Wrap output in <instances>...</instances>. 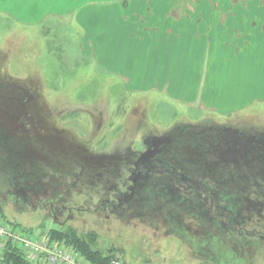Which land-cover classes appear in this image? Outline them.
<instances>
[{"label": "rangeland", "instance_id": "1", "mask_svg": "<svg viewBox=\"0 0 264 264\" xmlns=\"http://www.w3.org/2000/svg\"><path fill=\"white\" fill-rule=\"evenodd\" d=\"M126 1L132 0H92L86 14L77 8L31 25L0 13L1 216L36 238L60 226L96 232L100 244L113 250L112 258L127 264H264V167L256 166L262 155L224 152L220 158L219 148L209 144L218 131L253 135L256 146L264 142V80L251 87L244 80V65L264 67L262 54L249 51L234 60L229 48L242 40L221 25L214 30L221 33L222 54L209 58L205 45L201 56L191 44L179 56L189 89L194 82L204 85L213 61L210 78L216 75L220 85V109L176 99L168 85L153 87L151 74L169 78L167 68L173 71L177 61L172 68L151 62L149 46L137 67L126 53L121 71L103 62L102 41L111 50L122 29L117 20L109 21L117 11L122 22L132 13ZM203 1L219 10L246 3ZM229 16L221 12L220 23ZM184 32L179 36L185 38ZM200 64L203 73L197 71ZM137 82H145L144 90ZM203 90L197 86L198 98ZM211 125L215 131L207 132ZM222 126L231 130L221 131ZM181 129L189 139L196 130L207 134L174 143L161 159L166 169L156 163L159 169L147 172L137 163L150 137ZM138 174L147 185L119 206Z\"/></svg>", "mask_w": 264, "mask_h": 264}, {"label": "crops", "instance_id": "2", "mask_svg": "<svg viewBox=\"0 0 264 264\" xmlns=\"http://www.w3.org/2000/svg\"><path fill=\"white\" fill-rule=\"evenodd\" d=\"M90 1L92 0H0V13L10 17L14 15L16 20L31 25L35 22L39 23L46 18L47 14L65 15L74 12L77 8L79 12L84 11L83 13L86 14V4H89ZM203 2V0H154V2L151 0H132L129 5L126 1V5L130 7L132 13L128 15L129 19L127 18L122 22L117 11L115 20L112 18L109 21L114 22L117 20L118 26L122 29L117 31L116 41L112 39L115 47H111V50L106 42L102 41L105 50L102 60H106L103 62L107 66L121 71V66H124L122 56L126 53L137 59L136 61L130 59L132 66L137 67L140 65L141 60L146 59V47L149 46L147 52H149L151 62H162L166 67L172 68L176 66L172 63L177 61V67L173 71L167 68L170 73L169 78L168 75L151 74L153 87L156 85L157 88H165V85H168L167 92L171 95L174 94L173 96L176 99L182 100V97H185V100H188L191 104L199 102L204 109L219 110L218 93L220 92V85L214 80L216 75L210 78V73L212 74V71H214L213 65L211 66L213 61L210 60L211 63L208 61L204 85L202 86L201 81L194 82L193 87L189 89V85L183 78V70L179 69L181 68L179 61H182L179 56L183 53L187 55L182 48L193 44L197 46L202 56L204 46L210 45L209 58L214 54L217 55L220 52L218 43L221 33L220 31L216 32L214 29L221 28V25H229L231 28L230 37L234 36L238 40H242L241 44L239 41L233 42L229 48H232L231 52L229 50V54H234V60L249 51L250 54L253 51L261 53V60H264V0H245L244 5L238 3L234 6H228L226 9L222 7V10L214 6H202L204 5ZM119 6L121 5L119 4ZM151 12L152 15H150ZM221 12H229L230 14L227 18L228 22L226 21L224 24L219 21ZM101 13H103L102 22H107L106 12L101 10ZM172 28L177 30L173 31ZM184 29H186L185 32ZM189 29L192 31L189 32ZM181 32H184L185 38L179 36ZM107 34H109V31H107ZM138 42L144 43V48L143 45H137ZM129 43L134 47L128 48ZM157 47L160 49H157ZM110 51L115 56L109 59L105 55H107L106 52ZM220 54L222 53L220 52ZM230 64L234 65L235 63ZM244 66V80L247 85L250 87L256 86L259 80H264V67L251 69L252 67L247 64ZM204 67L201 68L200 64L197 71L203 73ZM219 67L218 65V69H220ZM139 84L136 85L137 89L144 90L142 84H145V82ZM197 86L204 88L200 98H198L199 93L196 92ZM185 88L189 90L186 89L183 92ZM172 92L175 93L172 94Z\"/></svg>", "mask_w": 264, "mask_h": 264}, {"label": "flooded vegetation", "instance_id": "3", "mask_svg": "<svg viewBox=\"0 0 264 264\" xmlns=\"http://www.w3.org/2000/svg\"><path fill=\"white\" fill-rule=\"evenodd\" d=\"M186 127H188V126H186ZM205 127H208L207 132H212V131H215V129H216V127L212 126V125L211 126H205ZM223 127H226V126H222L221 128L219 127V129H221V131L231 130L230 127H226V130ZM182 129H181V131H182L181 133L179 132V130H175V132H173V131L172 132H166L160 136L150 137L148 139L149 140L148 147L145 151H151V154L146 156L141 162H138V163L139 164L141 163L143 165V167L147 170V172L151 171L153 168L159 169L158 168L159 165L157 166L156 163L160 164L162 168L166 169L165 162H164V160H161V159H163L165 157L164 155H168V153H171V150L173 149L174 143H177V145H179L180 143H182V141H184V139H187V141H195L197 137L198 138L201 136L203 137V136H205L204 134H207L206 130H203V131L196 130V132L193 133L195 135H193V137L191 139H189V138H184V135H182V133H184L185 130H182ZM190 135H192V133H190ZM253 139H255V136H253V135L252 136H250V135L242 136V134L238 133V132H232V133L226 134V133H223V132L221 133L220 131H218L213 136V138L209 144L211 145V143H214L215 146L217 148H219L218 149L219 155H222V156H224V152H227L228 154L231 155L230 157H234L235 155L237 156V154H240V155H243L242 157L245 158L247 154L252 155L253 153L257 154V152H259V153H261L259 155L260 156L262 155L263 161H264V156H263L264 155V142H261L260 146H256L253 143ZM198 140H200V139H198ZM256 141L257 140H254V142H256ZM222 143L226 144L225 148L219 147V145ZM198 144H199V142H198ZM206 144H204V146ZM194 149L198 150V152L199 151L201 152V150H199L198 148H194ZM144 152H142L141 154H143ZM162 156H164V157H162ZM166 160L167 159L165 158V161ZM154 165H156V166H154ZM171 168L175 169L176 166L175 165L171 166ZM140 177H141L140 174H138L132 178L133 184L129 188V190H126L123 192L122 196L120 197L119 206H121V204H123L124 202L135 200V192H136V189L138 188V186H141L143 184V188H145V185H147V182L141 183Z\"/></svg>", "mask_w": 264, "mask_h": 264}, {"label": "built area", "instance_id": "4", "mask_svg": "<svg viewBox=\"0 0 264 264\" xmlns=\"http://www.w3.org/2000/svg\"><path fill=\"white\" fill-rule=\"evenodd\" d=\"M22 249L33 264H95L84 259L65 244L51 241L47 235L40 238L28 235L7 223L0 214V264L7 245ZM108 264H127L121 258H112Z\"/></svg>", "mask_w": 264, "mask_h": 264}, {"label": "trees", "instance_id": "5", "mask_svg": "<svg viewBox=\"0 0 264 264\" xmlns=\"http://www.w3.org/2000/svg\"><path fill=\"white\" fill-rule=\"evenodd\" d=\"M257 141L261 142L259 138H257ZM219 156L217 157V159L219 158ZM220 158L222 157L220 156ZM260 159L261 161H258L259 164H256V166L262 165V167H264L263 157H260ZM206 160L212 162L211 160L214 159L208 160L207 158ZM213 162H219V161L215 160ZM235 165H244V164L235 163ZM231 167L232 165H230V168ZM234 174L236 175V177L241 175V173L240 172L238 173L237 171L234 172ZM0 213L2 214V211H0ZM47 234L51 241L70 246L71 248L76 250L84 259L95 264H108L109 261L114 256L113 250L104 248L100 244L99 234L93 231L80 234L78 230L73 227L60 226L57 228L50 229ZM2 264H33V263H31V261L26 257V254L22 249L9 244L7 245L3 253ZM38 264H45V263H38Z\"/></svg>", "mask_w": 264, "mask_h": 264}, {"label": "water", "instance_id": "6", "mask_svg": "<svg viewBox=\"0 0 264 264\" xmlns=\"http://www.w3.org/2000/svg\"><path fill=\"white\" fill-rule=\"evenodd\" d=\"M151 154V151H146L144 152L143 154H141V156L139 157L138 159V162H141L146 156L150 155ZM137 162V163H138Z\"/></svg>", "mask_w": 264, "mask_h": 264}]
</instances>
